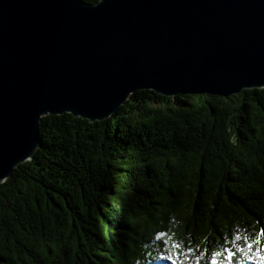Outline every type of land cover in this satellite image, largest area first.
<instances>
[{
    "label": "trees",
    "instance_id": "1",
    "mask_svg": "<svg viewBox=\"0 0 264 264\" xmlns=\"http://www.w3.org/2000/svg\"><path fill=\"white\" fill-rule=\"evenodd\" d=\"M39 133L0 185V264H264V90H141L105 121L47 116Z\"/></svg>",
    "mask_w": 264,
    "mask_h": 264
},
{
    "label": "water",
    "instance_id": "2",
    "mask_svg": "<svg viewBox=\"0 0 264 264\" xmlns=\"http://www.w3.org/2000/svg\"><path fill=\"white\" fill-rule=\"evenodd\" d=\"M141 90H264V0H0V185L43 117L102 122Z\"/></svg>",
    "mask_w": 264,
    "mask_h": 264
},
{
    "label": "snow or ice",
    "instance_id": "3",
    "mask_svg": "<svg viewBox=\"0 0 264 264\" xmlns=\"http://www.w3.org/2000/svg\"><path fill=\"white\" fill-rule=\"evenodd\" d=\"M174 247H177V246L174 245ZM217 255H219V254H217ZM166 259H168L171 262V264H179V257L174 258L173 256L170 255V256L166 257ZM228 259L231 260V259H233V257L231 255H229ZM260 259L262 261H264V256H261ZM211 264H219V262H218V260L213 258V260L211 261Z\"/></svg>",
    "mask_w": 264,
    "mask_h": 264
}]
</instances>
